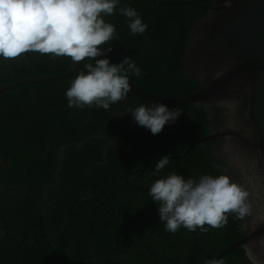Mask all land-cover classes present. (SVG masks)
Returning a JSON list of instances; mask_svg holds the SVG:
<instances>
[{
	"label": "trees",
	"instance_id": "1",
	"mask_svg": "<svg viewBox=\"0 0 264 264\" xmlns=\"http://www.w3.org/2000/svg\"><path fill=\"white\" fill-rule=\"evenodd\" d=\"M212 5V0H119L117 9L134 8L148 28L133 35L118 11L104 17L117 33L107 58L119 63L130 57L141 75L129 73V81L153 93L177 97L196 90L200 83L183 70L185 51L191 27L215 13ZM85 63L95 64L85 60L68 78L0 93V264H205L242 238L244 219L231 215L220 229L168 232L149 195L151 184L171 173L197 180L226 175L217 153L205 150L216 148L218 140L172 157L211 133L207 110L167 105L181 113L153 135L122 121L136 107L155 103L131 91L108 110L70 108L65 92L87 71ZM72 64L70 57L36 52L0 57V87L59 74ZM163 155L170 156L169 164L154 174L156 158ZM220 258L225 264H254L240 247Z\"/></svg>",
	"mask_w": 264,
	"mask_h": 264
},
{
	"label": "clouds",
	"instance_id": "2",
	"mask_svg": "<svg viewBox=\"0 0 264 264\" xmlns=\"http://www.w3.org/2000/svg\"><path fill=\"white\" fill-rule=\"evenodd\" d=\"M118 4L119 0H0V57L16 59L26 52H36L53 58L70 57L74 63L94 61V65L85 63L87 71L72 80L65 92L67 105L108 110L127 99L131 91L129 73L139 77L141 69L128 56L119 63L109 62L106 53L112 50L117 33L104 17L118 11L127 18L133 35L143 34L148 28L134 8L117 9ZM101 55L105 58L97 59ZM130 113L138 126L158 135L166 124L175 123L181 110L155 102L152 106L140 105ZM169 161V155L160 156L154 174H159ZM149 195L158 206L165 230L172 233L181 227L192 232L199 229L200 233L220 229L227 226L230 215L244 219L252 210L249 192L223 174L201 175L197 180L171 173L156 179ZM259 243L264 248V240ZM250 251L246 245V254ZM205 264L225 261L209 259Z\"/></svg>",
	"mask_w": 264,
	"mask_h": 264
},
{
	"label": "water",
	"instance_id": "3",
	"mask_svg": "<svg viewBox=\"0 0 264 264\" xmlns=\"http://www.w3.org/2000/svg\"><path fill=\"white\" fill-rule=\"evenodd\" d=\"M212 2L210 8L215 13L206 15L191 27L185 51L183 70L200 83L196 90L169 97L129 83L131 92L154 102L196 104L209 114L223 111L224 125L218 132L193 141L183 154L172 157L186 155L193 145L202 146L222 139L216 153L249 192L252 210L244 218L245 235L210 259H219L234 248L245 250L247 245L251 250L247 258L254 264L256 261L264 264V248L259 243L264 240V0ZM101 58H105L104 55L97 57ZM82 62H73L59 74L5 84L0 87V93L20 85L68 78ZM203 81L208 82L203 84ZM2 163L0 157V166Z\"/></svg>",
	"mask_w": 264,
	"mask_h": 264
},
{
	"label": "flooded vegetation",
	"instance_id": "4",
	"mask_svg": "<svg viewBox=\"0 0 264 264\" xmlns=\"http://www.w3.org/2000/svg\"><path fill=\"white\" fill-rule=\"evenodd\" d=\"M208 115H209V117H211V121L209 119V123L212 126V127H210V132L211 133L212 132H218L219 131V128L224 125V113H223V111L222 110H217V112L216 111H213L212 114H209L208 113ZM121 119H122V121L126 122L123 117ZM133 121H134V119H133ZM119 124L122 125V127H124V125H126V124H123L121 122H119ZM214 140H218L219 141V144L216 146V148H215V146L212 147V144L211 145H208L205 148L206 151H209L210 153L217 152L219 146L222 143V139H214ZM211 141H209V142H211ZM227 169L226 168L224 169V172L226 173V175H228L231 178L232 181H234V182H236V183L239 184L238 177L237 176H234L232 174V170L230 168L228 169L229 171ZM131 172H134V171L131 170Z\"/></svg>",
	"mask_w": 264,
	"mask_h": 264
},
{
	"label": "rangeland",
	"instance_id": "5",
	"mask_svg": "<svg viewBox=\"0 0 264 264\" xmlns=\"http://www.w3.org/2000/svg\"><path fill=\"white\" fill-rule=\"evenodd\" d=\"M115 105V104H114ZM123 118L125 119V121H126V124H131L132 122H133V117H132V115H131V113L130 112H127L126 114H124L123 115ZM49 207V205L48 206H46L44 209H43V211H42V214H43V216L44 217H46L47 216V214L49 213V210H50V207ZM46 210V211H45Z\"/></svg>",
	"mask_w": 264,
	"mask_h": 264
},
{
	"label": "bare ground",
	"instance_id": "6",
	"mask_svg": "<svg viewBox=\"0 0 264 264\" xmlns=\"http://www.w3.org/2000/svg\"><path fill=\"white\" fill-rule=\"evenodd\" d=\"M211 15H212V14H211ZM203 84H204V83H203ZM139 87H140V86H139ZM141 88H142V87H141ZM143 89H144V88H143ZM145 90H146V89H145ZM159 95H160V94H159ZM216 112H217V111H216ZM210 121H211V120H210ZM208 132H209V131H208ZM50 203H51V202H50ZM53 203H54V202H53ZM52 207H53V206H52ZM48 208H49V207H48ZM45 211H46V210H45ZM49 213H50V212H49ZM49 213H48V214H49ZM46 219H47V218H46Z\"/></svg>",
	"mask_w": 264,
	"mask_h": 264
}]
</instances>
